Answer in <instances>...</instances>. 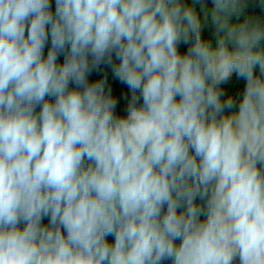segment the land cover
Masks as SVG:
<instances>
[{
    "label": "clouds",
    "instance_id": "obj_1",
    "mask_svg": "<svg viewBox=\"0 0 264 264\" xmlns=\"http://www.w3.org/2000/svg\"><path fill=\"white\" fill-rule=\"evenodd\" d=\"M0 264H264V0H0Z\"/></svg>",
    "mask_w": 264,
    "mask_h": 264
},
{
    "label": "trees",
    "instance_id": "obj_2",
    "mask_svg": "<svg viewBox=\"0 0 264 264\" xmlns=\"http://www.w3.org/2000/svg\"><path fill=\"white\" fill-rule=\"evenodd\" d=\"M255 11L259 12V9H256ZM235 80V78H233V81ZM230 81L228 84V87L232 88L233 90H235L236 88H242V83L240 82H233ZM123 114V113H121Z\"/></svg>",
    "mask_w": 264,
    "mask_h": 264
}]
</instances>
